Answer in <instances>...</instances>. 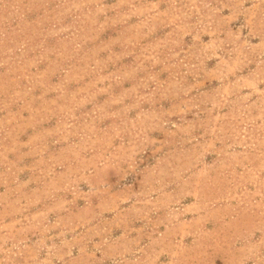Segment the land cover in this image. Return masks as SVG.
Here are the masks:
<instances>
[{"label":"rangeland","instance_id":"rangeland-1","mask_svg":"<svg viewBox=\"0 0 264 264\" xmlns=\"http://www.w3.org/2000/svg\"><path fill=\"white\" fill-rule=\"evenodd\" d=\"M0 264H264V0H0Z\"/></svg>","mask_w":264,"mask_h":264}]
</instances>
